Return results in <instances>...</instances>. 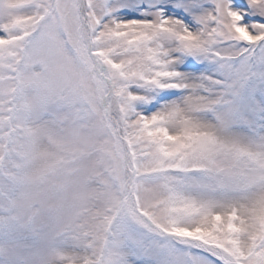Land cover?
Listing matches in <instances>:
<instances>
[{"label":"snow or ice","instance_id":"6c2138e0","mask_svg":"<svg viewBox=\"0 0 264 264\" xmlns=\"http://www.w3.org/2000/svg\"><path fill=\"white\" fill-rule=\"evenodd\" d=\"M0 264H264V0H0Z\"/></svg>","mask_w":264,"mask_h":264}]
</instances>
